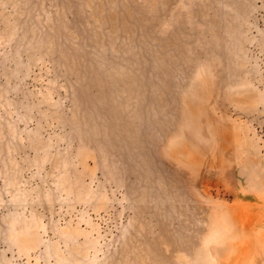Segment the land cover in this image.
I'll use <instances>...</instances> for the list:
<instances>
[{
	"label": "rangeland",
	"instance_id": "374dc122",
	"mask_svg": "<svg viewBox=\"0 0 264 264\" xmlns=\"http://www.w3.org/2000/svg\"><path fill=\"white\" fill-rule=\"evenodd\" d=\"M0 264H264V0H0Z\"/></svg>",
	"mask_w": 264,
	"mask_h": 264
}]
</instances>
